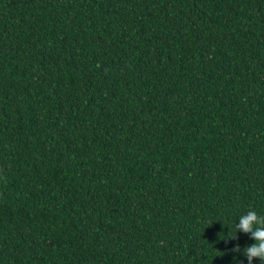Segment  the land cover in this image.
Instances as JSON below:
<instances>
[{"label": "trees", "instance_id": "16d2710c", "mask_svg": "<svg viewBox=\"0 0 264 264\" xmlns=\"http://www.w3.org/2000/svg\"><path fill=\"white\" fill-rule=\"evenodd\" d=\"M250 209L264 0H0V264H248Z\"/></svg>", "mask_w": 264, "mask_h": 264}, {"label": "clouds", "instance_id": "9594fccd", "mask_svg": "<svg viewBox=\"0 0 264 264\" xmlns=\"http://www.w3.org/2000/svg\"><path fill=\"white\" fill-rule=\"evenodd\" d=\"M235 228L236 235L229 239H238L237 233L243 232L250 234L251 238L255 241L252 245L245 246L244 248V255L247 258L248 264H252L254 259H258L261 261V264H264V215H260L255 210L250 209L239 217ZM231 251L239 253V245H236ZM240 264H243V261H240Z\"/></svg>", "mask_w": 264, "mask_h": 264}]
</instances>
